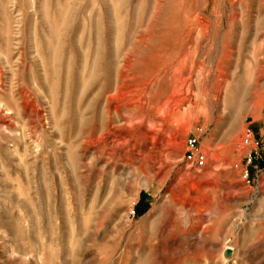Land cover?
<instances>
[{"label":"rangeland","instance_id":"374dc122","mask_svg":"<svg viewBox=\"0 0 264 264\" xmlns=\"http://www.w3.org/2000/svg\"><path fill=\"white\" fill-rule=\"evenodd\" d=\"M0 264H264V0H0Z\"/></svg>","mask_w":264,"mask_h":264},{"label":"bare ground","instance_id":"6f19581e","mask_svg":"<svg viewBox=\"0 0 264 264\" xmlns=\"http://www.w3.org/2000/svg\"><path fill=\"white\" fill-rule=\"evenodd\" d=\"M186 15V14H185ZM198 18H200V17H198ZM190 21V20H189ZM197 24H198V22H197ZM199 25L201 26V27H203V29H204V32H205V35H208V28H209V26H210V22L209 21H207L206 19H204V18H200L199 19ZM199 25L197 26V27H199ZM198 29V28H197ZM201 30V29H200ZM200 30H199V32H200ZM198 32V33H199ZM197 33V34H198ZM213 33V32H212ZM185 34V33H184ZM183 34V35H184ZM189 34V33H188ZM187 34V35H188ZM202 34V33H201ZM201 34H199V36L201 35ZM215 34V33H214ZM186 35V36H187ZM189 36V35H188ZM206 37V36H205ZM204 37V38H205ZM195 38V37H194ZM202 38V37H201ZM207 38V37H206ZM210 38V37H209ZM188 39V38H187ZM192 39V38H191ZM197 39V38H196ZM184 40H186L185 38H184ZM194 40V39H193ZM177 42H178V40H176ZM181 41V40H180ZM188 41V40H187ZM191 41V40H190ZM200 41V40H199ZM171 42V41H170ZM174 42V41H173ZM182 42V41H181ZM181 42H179V43H181ZM194 42V41H193ZM172 44V43H171ZM179 45V44H178ZM174 46V45H173ZM173 46H171L172 47V49H173ZM175 47V46H174ZM196 47H198V46H196ZM168 50H170V49H168ZM170 52H171V50H170ZM174 52V51H173ZM197 52V51H196ZM162 56V55H161ZM167 56V55H166ZM149 58V57H148ZM163 58V57H162ZM166 58V57H165ZM159 59V58H158ZM140 60V59H139ZM136 62V61H135ZM138 62H141V61H138ZM152 62V61H151ZM163 62V61H162ZM166 62V61H165ZM155 63V62H154ZM157 63V62H156ZM160 63H161V61H160ZM140 65V64H139ZM157 65H158V63H157ZM158 66H160V65H158ZM127 67V66H126ZM155 68V67H154ZM149 71H150V69H149ZM141 74V73H140ZM122 77V76H121ZM181 77V76H180ZM179 77V78H180ZM183 77V76H182ZM124 78V77H123ZM178 78V79H179ZM153 80V79H152ZM156 80H158V79H156ZM146 81V80H145ZM189 81V80H188ZM177 83V85H176V87L174 88L175 90L173 91V94H172V96H170V98L164 103V104H162L160 107H158L157 108V110L160 112V111H165V112H168V109H169V106L171 105V103H170V100L171 99H174V97H175V95H176V93H178L179 91H180V89H179V87H185L186 85H187V80H186V78L185 79H183V78H181V79H179L178 80V82H176ZM150 85H152V84H150ZM222 85V84H221ZM225 85V84H224ZM148 86V85H147ZM182 87V88H183ZM223 89V87H221L220 88V92H221V90ZM173 90V89H172ZM148 92V91H147ZM146 93V92H145ZM120 95H122V94H120ZM149 95V94H148ZM118 96V95H117ZM120 97V96H119ZM121 97H123V95L121 96ZM128 99V98H127ZM137 99V98H136ZM149 99V98H148ZM180 99V98H179ZM128 103V102H127ZM134 104H135V102H134ZM176 104V103H175ZM261 105H263V101L261 102ZM115 106V105H114ZM178 109L179 107L178 106H175V109ZM180 109V108H179ZM156 111V110H155ZM189 115V114H188ZM171 116L173 117V118H175V112H172L171 113ZM196 117V116H195ZM178 118V117H177ZM177 118H175V119H177ZM187 119V122L188 123H193L194 122V116L191 114V115H189L188 116V118H186ZM170 120V119H169ZM173 121H175L174 119H172ZM178 120V119H177ZM168 121H166V123H167ZM188 123H186V124H188ZM173 125V124H172ZM168 126V125H167ZM169 128V127H168ZM171 128V127H170ZM167 130V129H166ZM154 137V136H153ZM155 138V137H154ZM155 140V139H154ZM164 141H165V139H163ZM168 144V143H167ZM177 145V144H176ZM239 147V146H238ZM177 148V147H176ZM177 152V151H176ZM240 167V166H239ZM238 170H239V168H238ZM178 173V172H177ZM176 173V174H177ZM193 174V173H192ZM208 175V174H207ZM193 176V175H192ZM163 177V176H162ZM182 177V176H181ZM181 177H180V179H181ZM178 178V177H177ZM163 179H164V177H163ZM183 179V178H182ZM184 180V179H183ZM179 181H181V180H179ZM187 182V181H186ZM196 187V186H195ZM185 189V188H184ZM196 229V228H195ZM194 230V229H193ZM198 230V229H197ZM197 230H194L193 232H197ZM192 231V230H191ZM201 232V231H200ZM207 233H208V231H207ZM201 236V235H200ZM204 236V235H203ZM206 239V238H205ZM203 240V239H202ZM204 241V240H203ZM199 242V241H198ZM229 247H232V246H229ZM228 247V248H229ZM233 249V248H232Z\"/></svg>","mask_w":264,"mask_h":264},{"label":"built area","instance_id":"2783aa9c","mask_svg":"<svg viewBox=\"0 0 264 264\" xmlns=\"http://www.w3.org/2000/svg\"><path fill=\"white\" fill-rule=\"evenodd\" d=\"M197 145H198V139L196 137H192L189 139L188 159L193 161L196 164V166L203 167L206 163V155L201 152H198V153L195 152Z\"/></svg>","mask_w":264,"mask_h":264},{"label":"water","instance_id":"95a60500","mask_svg":"<svg viewBox=\"0 0 264 264\" xmlns=\"http://www.w3.org/2000/svg\"><path fill=\"white\" fill-rule=\"evenodd\" d=\"M227 253H228V251H227Z\"/></svg>","mask_w":264,"mask_h":264}]
</instances>
